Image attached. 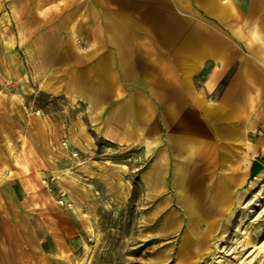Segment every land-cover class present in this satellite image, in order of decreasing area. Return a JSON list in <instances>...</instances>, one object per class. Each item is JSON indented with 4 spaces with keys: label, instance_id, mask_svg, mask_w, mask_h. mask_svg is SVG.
Masks as SVG:
<instances>
[{
    "label": "rangeland",
    "instance_id": "1",
    "mask_svg": "<svg viewBox=\"0 0 264 264\" xmlns=\"http://www.w3.org/2000/svg\"><path fill=\"white\" fill-rule=\"evenodd\" d=\"M55 4L0 0V179L16 193L0 264H264V161L253 178L241 164L239 183L205 184L203 161H166L178 118H160L162 161L109 140L66 95L89 39Z\"/></svg>",
    "mask_w": 264,
    "mask_h": 264
},
{
    "label": "crops",
    "instance_id": "2",
    "mask_svg": "<svg viewBox=\"0 0 264 264\" xmlns=\"http://www.w3.org/2000/svg\"><path fill=\"white\" fill-rule=\"evenodd\" d=\"M55 5L72 31L89 39L73 52L77 74L66 95L86 103L90 119L103 117L109 140L141 149V161H162L160 118H178L166 161H203V183H239L241 164L250 171L264 161V0ZM14 199L12 184L0 179L1 221L13 219Z\"/></svg>",
    "mask_w": 264,
    "mask_h": 264
},
{
    "label": "water",
    "instance_id": "3",
    "mask_svg": "<svg viewBox=\"0 0 264 264\" xmlns=\"http://www.w3.org/2000/svg\"><path fill=\"white\" fill-rule=\"evenodd\" d=\"M259 170H261V165L254 162L250 167V177L253 178Z\"/></svg>",
    "mask_w": 264,
    "mask_h": 264
},
{
    "label": "bare ground",
    "instance_id": "4",
    "mask_svg": "<svg viewBox=\"0 0 264 264\" xmlns=\"http://www.w3.org/2000/svg\"><path fill=\"white\" fill-rule=\"evenodd\" d=\"M260 249H264V242L260 245Z\"/></svg>",
    "mask_w": 264,
    "mask_h": 264
},
{
    "label": "built area",
    "instance_id": "5",
    "mask_svg": "<svg viewBox=\"0 0 264 264\" xmlns=\"http://www.w3.org/2000/svg\"><path fill=\"white\" fill-rule=\"evenodd\" d=\"M65 145V144H64ZM74 155H76V154H74Z\"/></svg>",
    "mask_w": 264,
    "mask_h": 264
}]
</instances>
